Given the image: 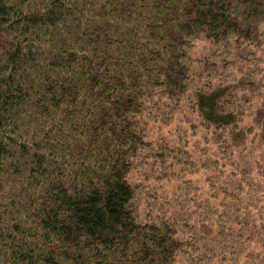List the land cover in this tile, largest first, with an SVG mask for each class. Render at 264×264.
<instances>
[{"label": "trees", "instance_id": "1", "mask_svg": "<svg viewBox=\"0 0 264 264\" xmlns=\"http://www.w3.org/2000/svg\"><path fill=\"white\" fill-rule=\"evenodd\" d=\"M200 37L226 57L242 45L255 52L264 0H0V264H175L187 246H206L197 232L184 237L196 214L215 217L213 250L243 251L247 223L234 206L244 187L264 192V163L239 164L231 141L221 153L236 182L209 179L234 203L188 211L200 204L187 179L144 220L134 207L128 176L167 107L193 101L208 126L235 131L257 116L264 128V99L249 110L207 78L211 60L198 59L205 76L196 68Z\"/></svg>", "mask_w": 264, "mask_h": 264}, {"label": "rangeland", "instance_id": "2", "mask_svg": "<svg viewBox=\"0 0 264 264\" xmlns=\"http://www.w3.org/2000/svg\"><path fill=\"white\" fill-rule=\"evenodd\" d=\"M224 55L217 45L202 37L194 41L190 53L203 76L206 70L198 59L206 57L214 63L213 68H207V78L228 96L240 99L239 102L244 106H250L249 110H259L264 99V43L255 52L242 45L230 57ZM193 81L197 86L202 79L195 74ZM188 93H192V88ZM164 112L162 118L149 122L146 138L151 141L153 148L144 153L128 176L131 182L139 186L134 200L139 218L145 219L150 206L157 210V206L152 205L153 200L156 203L168 200L172 205L183 180L187 179L191 181L187 188L189 196L200 204L196 206L193 202L189 203L188 211L203 210L207 203L212 207L222 202L234 203L233 199L211 190L209 176H219L227 183L236 182L232 166L224 163L221 153V146L230 141L234 144L233 154L239 164L255 167L264 163L262 119L250 116L233 131L228 127L218 129L208 126L193 101L184 102L179 111L172 115L168 107ZM180 158L189 159L192 165L182 163ZM256 177L264 186V173L259 171ZM240 195L242 202L234 207L247 223L243 229V251L235 255L237 249H233L232 243L225 244L224 248L216 246L213 250L214 245L209 240L216 234L215 217L202 218L204 216L196 214L191 221L192 230L185 232L184 237L193 240L192 236L197 232L206 246L202 248L198 242L187 246L185 252L178 255L175 264H264V192H254L244 187ZM242 224L232 221V231L240 233Z\"/></svg>", "mask_w": 264, "mask_h": 264}]
</instances>
